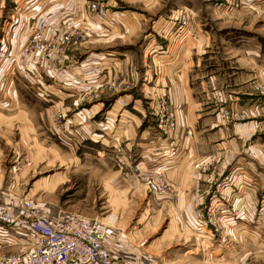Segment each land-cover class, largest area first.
<instances>
[{
	"label": "rangeland",
	"instance_id": "1",
	"mask_svg": "<svg viewBox=\"0 0 264 264\" xmlns=\"http://www.w3.org/2000/svg\"><path fill=\"white\" fill-rule=\"evenodd\" d=\"M19 2L21 0H0V40L4 42L0 50L1 203L10 206L31 199L61 215L98 218L107 226L109 249H158L159 264H264V210L259 208L264 193L253 208L255 217L261 216L258 227L248 222L238 232L232 227L226 230L228 226L222 224L224 219L220 220L219 216L222 210L181 206L182 194L175 181L161 176L154 168L143 170L134 152L121 141L114 140L110 144L105 139L109 132L105 120L114 101L112 94L130 91L134 98L140 99L147 111L140 127L147 120L162 137L171 139L161 132L157 122L156 108L163 94L177 119L178 116L167 88L155 87L154 79L144 81L135 66V69L125 70L113 61L104 70L101 63L109 57L101 52L117 46L134 60H156L161 55L157 45H168L172 41L179 44L174 47L177 50L185 43L186 54L188 48L195 51V60H201L199 69L217 72L222 68L226 79L230 78L228 74L232 76L240 71L237 66L246 65L245 61L238 64L231 61L246 60L249 48L255 45L252 42L260 44L259 59L264 60V0H78V13L73 1L67 6L68 18L55 28L51 26L54 14L38 12L21 18L19 12L24 7L22 4L17 7ZM92 3L102 8L104 15L91 11L88 5ZM184 9H188L190 15L183 25L174 21L173 14ZM40 21L47 22L42 40L60 31H76L80 35L78 43L65 50L60 64L30 65L28 46L35 34L31 27ZM100 22L118 27H114L112 33L104 32ZM19 34L24 38L23 45L17 50L8 47ZM169 34L174 37L170 42ZM157 38L164 41L158 44ZM78 67L79 73L75 69ZM104 71L106 76L99 81ZM90 72L94 74L90 76ZM72 74L77 77L71 80L77 83H74L75 89L68 92V95L75 92L68 97L71 99L69 108L59 103V97L56 101L49 97V102H41L19 82L22 80L33 88H46L53 81L67 82ZM57 76H62V80ZM108 80L114 81V88H108ZM100 98L103 107L99 113L105 114L103 123L97 121L93 130L84 120H94L99 115L94 114V105ZM52 105L65 113L66 120L83 142L81 146L68 144L62 133H56L50 116ZM222 106L231 109L228 104ZM85 109L91 117L81 112ZM129 109L139 115L135 108ZM259 112L264 115L262 109ZM75 113H79L77 118ZM134 164L138 165L137 173L159 177L168 192L157 194L146 190L143 182L129 171V166ZM217 164L207 171L208 179L211 173L215 176L212 183L207 181L213 188L206 193L211 198L223 194L216 188L222 178ZM197 212L203 213L206 220L210 216L212 223L196 225ZM246 213V208L240 211L241 216ZM9 251L12 247L2 248L0 255Z\"/></svg>",
	"mask_w": 264,
	"mask_h": 264
},
{
	"label": "crops",
	"instance_id": "2",
	"mask_svg": "<svg viewBox=\"0 0 264 264\" xmlns=\"http://www.w3.org/2000/svg\"><path fill=\"white\" fill-rule=\"evenodd\" d=\"M73 1L74 10L78 13V0H37L36 2L21 0L17 7L20 8L22 4L24 12L19 13L21 18L25 19L34 11L54 14L56 17L51 26L55 28L62 26L65 17L68 18L67 6ZM116 16L119 17L118 14ZM102 25L101 29L110 33L114 32V27H118L111 23ZM172 38L174 37L171 34L167 37L169 42ZM157 41L160 44L164 40L157 38ZM23 43L24 38L19 34L8 43V47L17 50ZM3 44L1 39L0 47ZM252 44L255 45L249 48L250 53L246 60L231 61L237 64L245 61L246 65L243 63L241 67L237 66L240 71L232 73L233 77L228 74L230 78L227 79L222 68L217 72L199 69L201 60H195L196 53L189 48L186 49L188 50L186 54L185 43L181 44L178 50L174 47L179 44H173L172 41L168 45H157V48L161 49V55L149 62L130 58L119 46L114 50L101 52L104 56L109 55L101 61L104 70L116 61L125 70L138 68L144 81L150 82L154 79L155 87L159 85L158 87L167 88L180 123L174 139L160 136L156 127L147 120L144 126L140 127L147 111L144 106L142 107L141 100L133 97V93L122 91L123 93L112 94L114 101L105 120L109 131L105 139L110 144L114 140L121 141L134 152L143 170L154 168L161 176L175 181L178 191L182 194L181 206L193 209L198 205L222 210L219 216L220 220L224 219L221 220L222 224L228 226L226 230L232 227L237 232L248 222H251V226L256 223L254 227H258L261 223L260 214L255 217L253 208L256 207L260 195L264 193V120L263 116L254 113V110L264 102V96L255 88L264 87V60L259 59L260 44L257 42ZM152 64H155L153 68L150 67ZM75 69L77 73L81 72L79 67ZM89 74L92 76L94 73ZM105 74L104 71L103 75L99 76V81L105 78ZM69 77L67 82L60 84L51 81L52 83L46 87L50 98L56 101L59 97V103H64L67 107H71V99L68 97L75 95V92L68 95L70 89L72 91L76 85L75 80L71 79L77 76L72 74ZM57 79L61 81L62 76H57ZM153 94L156 96L157 93ZM211 96L216 98L212 100ZM223 104H228L232 110H235L237 116L233 122L225 123L220 118L218 112ZM94 106V114L99 115L94 120L90 118L84 120L85 125L93 130L97 121L103 123L105 114L99 113L103 107L102 98L98 99ZM129 107L135 108L139 115L132 113ZM81 112L88 117L92 116L88 109ZM69 114L71 115V112ZM116 114H118L117 118ZM74 116L77 118L79 113H75ZM115 119L118 121L115 122ZM188 128L192 131L191 135L186 134ZM214 164L219 165L220 175L231 174L232 177L229 190L217 198L206 195L213 190L207 182L209 181L207 171ZM243 208L247 209V213L241 216L240 211ZM113 255L118 260V264H159L158 249L148 251L130 247L113 250Z\"/></svg>",
	"mask_w": 264,
	"mask_h": 264
},
{
	"label": "built area",
	"instance_id": "3",
	"mask_svg": "<svg viewBox=\"0 0 264 264\" xmlns=\"http://www.w3.org/2000/svg\"><path fill=\"white\" fill-rule=\"evenodd\" d=\"M88 7L91 11L104 15V10L97 4L92 3ZM184 10H177L173 14L174 21L183 25L186 24L190 15L188 9ZM37 14L38 11L32 12L33 16ZM46 27V21H40L34 28L31 27L35 32L28 46L31 66L42 63L44 65L62 63L65 50L79 41L80 35L76 31H60L42 40V33ZM0 60H2L1 57ZM19 82L41 102L50 101L45 87L33 88L22 80ZM107 82L108 88H114L113 80ZM255 88L264 96V87L256 86ZM259 109H262L264 113V102L254 110L256 115H261ZM156 112H158L157 122L161 132L174 139L180 123L164 94L157 104ZM219 115L223 122L229 123L237 114L227 106H222ZM50 116L56 133H62L65 142L74 146L82 145L83 142L78 138L77 130L70 126L64 112L52 105ZM186 134H192L190 128L186 130ZM137 170V164L129 166V171L143 182L146 190L157 194L168 192L159 177L152 173H137ZM221 176L216 188L223 193L232 185V177L231 174L224 173ZM214 177V173H211L209 182L212 183ZM259 208L264 210V196ZM194 219L196 225L212 223V218L209 216L206 220L201 212H197ZM106 239L107 226L98 218H88L78 214L61 215L57 210L31 199H23L19 204L10 206L0 201V249L12 247V251L0 255V264H118L113 251L106 245Z\"/></svg>",
	"mask_w": 264,
	"mask_h": 264
}]
</instances>
